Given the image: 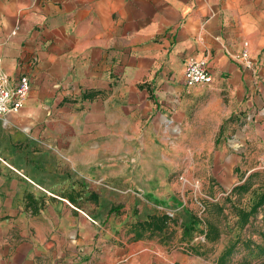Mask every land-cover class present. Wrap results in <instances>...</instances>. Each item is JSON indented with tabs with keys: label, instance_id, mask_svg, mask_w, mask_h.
Here are the masks:
<instances>
[{
	"label": "crops",
	"instance_id": "1",
	"mask_svg": "<svg viewBox=\"0 0 264 264\" xmlns=\"http://www.w3.org/2000/svg\"><path fill=\"white\" fill-rule=\"evenodd\" d=\"M0 56L31 79L0 118V264H217L96 216L181 171L224 187L218 160L232 188L264 168V0H0ZM191 59L212 83L186 88Z\"/></svg>",
	"mask_w": 264,
	"mask_h": 264
},
{
	"label": "rangeland",
	"instance_id": "2",
	"mask_svg": "<svg viewBox=\"0 0 264 264\" xmlns=\"http://www.w3.org/2000/svg\"><path fill=\"white\" fill-rule=\"evenodd\" d=\"M210 154L213 165L215 151H191L193 166L207 162ZM181 158L183 160V153ZM215 164L212 172L224 180V187L209 180L208 169L200 167L188 177L183 176L181 171L175 177L171 176L168 182L160 183L159 197L112 199L116 210L112 214L96 217L127 232L138 220L155 213H167L177 219V224H172L168 231L159 235L161 240L176 245L185 244L182 246L189 253L196 255L200 252L211 262H217L227 249L232 248L227 264H264V204L249 217L247 223L243 218V213H249L264 193V168L248 178L240 174L239 184L232 188L233 176L228 174L231 166L220 160ZM243 185L247 190L246 187L239 189ZM101 201L102 206H109L111 202ZM209 222L220 233L213 243L206 241ZM159 236L155 240H159Z\"/></svg>",
	"mask_w": 264,
	"mask_h": 264
},
{
	"label": "built area",
	"instance_id": "3",
	"mask_svg": "<svg viewBox=\"0 0 264 264\" xmlns=\"http://www.w3.org/2000/svg\"><path fill=\"white\" fill-rule=\"evenodd\" d=\"M247 46V44H245ZM247 69L254 68V61L245 48L239 57ZM214 80L213 71L206 59H191L188 63L184 82L187 89L210 84ZM31 89V79L27 75L21 76L13 86L8 85V78L4 74L2 58L0 56V118L18 112L23 106Z\"/></svg>",
	"mask_w": 264,
	"mask_h": 264
},
{
	"label": "trees",
	"instance_id": "4",
	"mask_svg": "<svg viewBox=\"0 0 264 264\" xmlns=\"http://www.w3.org/2000/svg\"><path fill=\"white\" fill-rule=\"evenodd\" d=\"M246 186L243 185L239 189H244ZM247 190V187L245 188ZM264 204V193L261 195L259 202L252 208L249 213H243L244 223L248 222L250 216L254 215L261 205ZM177 224V219L173 218L167 213L163 214H151L144 220H138L133 223L129 230L127 231V236L132 241H139L144 239L154 240L158 239L157 237L166 231H168L171 225ZM220 236L219 231L215 228L212 222L208 223V231L206 232V241L213 243ZM160 237V236H159ZM163 244H168L167 240H158ZM192 250L194 248H191ZM232 248L227 249L218 259L217 264H227L230 256L232 254ZM196 255H201L200 252H196Z\"/></svg>",
	"mask_w": 264,
	"mask_h": 264
}]
</instances>
